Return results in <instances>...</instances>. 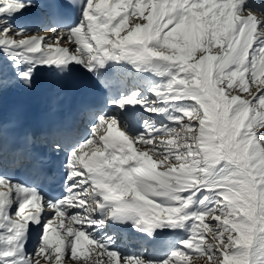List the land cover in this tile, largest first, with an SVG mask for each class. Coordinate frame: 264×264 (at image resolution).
Instances as JSON below:
<instances>
[{
    "label": "snow or ice",
    "instance_id": "obj_1",
    "mask_svg": "<svg viewBox=\"0 0 264 264\" xmlns=\"http://www.w3.org/2000/svg\"><path fill=\"white\" fill-rule=\"evenodd\" d=\"M77 67L86 129L0 120V264H264V0H0V90Z\"/></svg>",
    "mask_w": 264,
    "mask_h": 264
},
{
    "label": "bare ground",
    "instance_id": "obj_2",
    "mask_svg": "<svg viewBox=\"0 0 264 264\" xmlns=\"http://www.w3.org/2000/svg\"><path fill=\"white\" fill-rule=\"evenodd\" d=\"M36 3L37 4H39V2L38 1H36ZM41 4V3H40ZM30 11L32 10V9H29ZM30 11H28V12H30ZM32 19H36L37 17H31ZM22 20H25V21H33L32 19H30V18H28L27 16H26V12H25V14H24V16L21 18ZM36 71H43V72H47L48 70H46V69H43V68H38ZM35 76H37V73L35 72V74H34V76L33 77H35Z\"/></svg>",
    "mask_w": 264,
    "mask_h": 264
},
{
    "label": "rangeland",
    "instance_id": "obj_3",
    "mask_svg": "<svg viewBox=\"0 0 264 264\" xmlns=\"http://www.w3.org/2000/svg\"><path fill=\"white\" fill-rule=\"evenodd\" d=\"M35 34H37V35H46V33H45L44 31H40V32H37V33H35ZM145 114H147V113H145ZM147 115H149V114H147ZM34 243H35V242H34ZM34 243H32V246L30 247L29 251L32 250V248H33V246H34ZM117 243L120 244L121 242L118 241ZM132 247H133V246H132ZM133 248H135V247H133Z\"/></svg>",
    "mask_w": 264,
    "mask_h": 264
}]
</instances>
